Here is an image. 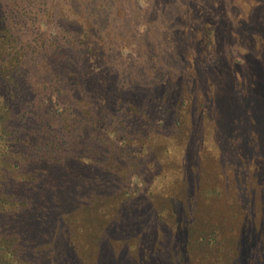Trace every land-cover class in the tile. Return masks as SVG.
Wrapping results in <instances>:
<instances>
[{"label": "trees", "instance_id": "16d2710c", "mask_svg": "<svg viewBox=\"0 0 264 264\" xmlns=\"http://www.w3.org/2000/svg\"><path fill=\"white\" fill-rule=\"evenodd\" d=\"M4 20L0 3L1 26ZM223 23L217 22L201 32L211 38L209 52L216 54L215 41L221 42L223 26H228L231 35L237 29L245 33L247 48L253 50L257 58L263 57V62L251 65L244 61L240 77L236 79L239 84L232 87L233 91L227 85V71L219 66L215 57L216 61L210 57L212 66L202 64L192 72L190 76L195 80L189 81L191 84L181 83L186 77L180 74L167 75L164 82L168 88L161 94L162 101L160 99L163 108L167 105L164 113L174 110L188 119L190 110H195L198 118L192 127L206 136L190 138V125L184 120L177 119L178 128L168 132V126L165 130L158 125L150 127L151 117L147 113L139 118L146 125L139 137L143 143L140 152L150 161L145 164V170L170 167L144 187V190L152 187L146 191L156 197L158 204L154 205V211H150L148 204L134 199L130 193L132 186L125 179L82 177L80 173L72 179L70 176L76 175L77 169L68 173L69 168L66 177H46L42 157L35 156L34 163L30 156L22 155L19 148H8L19 154L9 157L21 160L22 168L17 177H2L5 164L0 160V264H219L220 260H224L223 264H264V194L255 185H264V157L247 158L243 152L246 145L240 142L243 137L229 127L230 122L238 121L251 130L244 138L255 140L254 135L258 134L264 139V122H257L254 116L261 118L258 111L247 109V112L237 113V103H244L253 95L249 94L257 92L256 85L264 95V21H242L239 26ZM1 30L0 143H3L0 155L3 146L22 141L19 134L27 121L26 106L23 110L22 105L28 104L27 96L31 94L24 50L21 53L16 41L15 44L8 41L3 36L5 30ZM226 57L230 58L227 54ZM218 72L220 78L213 75ZM75 76L71 75L66 81L78 79ZM198 77L204 78L206 85H202ZM179 81L191 96L179 93ZM169 85L178 91L172 94ZM261 98L264 104V96ZM18 112L21 113L18 115ZM13 115L17 117L18 126L9 127L7 123ZM166 120L163 115L158 124L165 125ZM146 145L152 151L150 155L145 151ZM235 152L241 155L239 159L227 160ZM210 156L227 158L221 164L229 176L205 177L198 183L177 175L180 170L187 173L198 170L197 162L205 163ZM86 159L76 158L83 164ZM166 159L170 161L168 164H165ZM17 165L7 167L17 174L20 169ZM237 167L246 170L236 172ZM236 182H243L239 188L244 190L236 192L233 188L225 197L222 188L230 189ZM185 194L188 197H184ZM174 199L181 203V209L176 212ZM213 203L220 206L208 209ZM200 204L207 210L201 209ZM148 210L155 216L151 223L147 219ZM184 214L191 216V225L187 224ZM201 219L204 223H200ZM254 237L261 241L258 248L249 243ZM227 242L232 245L231 249L227 248Z\"/></svg>", "mask_w": 264, "mask_h": 264}, {"label": "rangeland", "instance_id": "374dc122", "mask_svg": "<svg viewBox=\"0 0 264 264\" xmlns=\"http://www.w3.org/2000/svg\"><path fill=\"white\" fill-rule=\"evenodd\" d=\"M0 3L5 13L0 30H5L3 36L8 41L12 40L14 44L16 41L20 51L24 50L29 71L27 85L31 93L27 96L28 104L22 105L23 110L26 106L24 111L27 113L25 128L19 134L22 141L3 146L0 155L5 164L2 177L18 176L21 160L9 156H18L14 150L19 148V152L25 157L30 156L34 163L35 156L42 157L46 177H66L69 168L68 173L77 169L76 175L70 176L72 179L78 173L82 177L125 179L132 186L130 193L134 199L148 204L150 211H154V205L158 203L156 197L149 196L146 191L152 187L145 190L144 187L170 167L164 165L161 170H145V164L150 161L140 152L143 143L139 137L146 125L139 118L147 113L151 117L150 127L158 125L165 130L168 126V132L178 128L177 119L184 120L190 125V138L206 136L200 129L196 132L192 127L198 118L195 110H190L188 119L174 110L164 113L167 105L163 108L161 94L168 88L164 82L167 75L180 74L186 77L181 83L191 84L189 81L195 80L190 76L192 72L202 64L210 66L215 57L219 66L227 71V85L233 91L232 87L239 84L236 79L240 77L241 65L263 62V57L257 58L253 50L247 48L245 33L239 29L231 35L228 26H223L221 42L215 41L216 54L209 52L211 38L201 32L217 22L239 26L242 21H264V0H0ZM187 72L190 73L187 75ZM71 75L78 79L66 81ZM213 75L220 78L219 72ZM197 79L206 85L204 78ZM178 89L184 96H191L180 86V81ZM178 89L172 87L170 92L176 93ZM255 89L257 92L249 94L253 95L244 103H237V113L252 109L261 115V118L254 115L256 121L264 122L261 98L264 95L259 86ZM163 115L167 120L165 125H160ZM16 122L17 117L13 115L7 124L18 126ZM259 124L261 129L257 127L262 133L263 125ZM229 127L243 137L240 142L246 145L243 152L247 158L264 157L262 136L254 135L255 140L244 138L251 130L238 121L230 122ZM11 147L14 150H8ZM145 151L149 155L152 152L148 145ZM81 156L88 158L84 164L76 160ZM240 156L235 152L232 158L226 159L237 161ZM226 159L210 156L205 163L197 162L195 172L180 170L177 175L198 183L205 177H227L229 175L221 164ZM164 161L165 164L170 162L169 159ZM8 165L19 166L18 173L15 174ZM183 166L187 168L188 164ZM244 169L237 167L235 171ZM242 184L236 182L230 189L219 185L227 197L233 188L236 192L243 191L239 188ZM255 185L264 194V185ZM180 204L174 199L175 212L181 209ZM200 205L201 209L205 208ZM216 205L220 206L213 203L208 209H216ZM150 211L147 212L149 223L155 218ZM183 217L191 225V216L184 214ZM204 221L201 219L200 223ZM255 238L249 243L258 248L261 241ZM229 243L226 246L231 249ZM223 262L218 261L219 264Z\"/></svg>", "mask_w": 264, "mask_h": 264}]
</instances>
